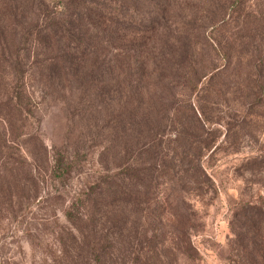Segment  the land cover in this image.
Returning a JSON list of instances; mask_svg holds the SVG:
<instances>
[{"label": "rangeland", "instance_id": "1", "mask_svg": "<svg viewBox=\"0 0 264 264\" xmlns=\"http://www.w3.org/2000/svg\"><path fill=\"white\" fill-rule=\"evenodd\" d=\"M138 3L143 7L138 16L143 17L152 1ZM166 3L170 16L161 24L144 30L119 29L109 37V52L118 57L113 60L111 55L105 70L97 69L93 74L101 78L108 74L121 76L128 61L149 60L151 73L145 75L144 83L152 84H143V96L155 97V106L171 100L176 104L172 106L192 108L205 119L201 133L192 131L194 134L188 135L192 140L189 154L197 152V146H204L198 160L204 174L198 175L195 161H180L177 167L173 166V153L182 146L181 139L176 138L177 133H182V128L175 132L177 121L188 124L191 120L185 112L170 114V109L165 118L167 113L160 107L151 110L159 126L151 142L145 151L128 148L123 153L127 147L120 146L119 151L117 138L106 124L121 101L132 103L126 90L110 92L106 99L94 97L89 108L84 109L86 103H82L83 113L77 114L73 88L71 91L55 87L50 100L40 101L38 90L28 84L34 102L32 113L27 114L20 130L15 120V129L9 133L15 141L0 145V264L255 262L254 247L232 239L234 232L254 227L258 217L246 212L250 221L241 223L237 219L242 208L264 212V101L251 103L256 100L254 93L244 95L248 90L257 92L256 84L261 82L254 73L256 59L249 44L258 43L259 33L245 32L233 22L215 32L217 38L221 34L232 41H239V36L245 38L243 49L232 59L221 94L203 92L205 96L200 99L187 83H181L186 82L187 75L196 76L200 77L196 83L199 87L204 81L202 74L219 64L212 28L223 15L222 10L212 5L205 7V0ZM257 3L264 12V3ZM184 19L195 23L180 29L176 23L180 25ZM154 59L163 68L154 69ZM183 73L185 78L180 75ZM210 87L218 86L212 83ZM110 138L114 140L108 141ZM55 149L73 157V167L65 178L55 177L50 171ZM128 153V161L135 159L137 167L154 163L157 168L169 170L170 178L152 176L150 182L137 181V186L143 188L157 185V196L163 203L167 200L162 210H133L129 205L122 210L120 205L116 210H86L84 201L76 198L78 193L88 190V185L105 173L104 168L118 171ZM71 202L77 210H65ZM242 252H246L245 256Z\"/></svg>", "mask_w": 264, "mask_h": 264}, {"label": "trees", "instance_id": "2", "mask_svg": "<svg viewBox=\"0 0 264 264\" xmlns=\"http://www.w3.org/2000/svg\"><path fill=\"white\" fill-rule=\"evenodd\" d=\"M139 1L144 3L147 0H0L1 146L15 141L14 138L9 137V133L15 129V120L18 121L19 124L16 127L20 130L27 114L32 113L34 102L27 89L28 84L38 90L40 101L50 100L55 87H60V90L67 87L71 91L73 88L76 95L74 103L77 114L83 113L80 107L82 103H86L84 109H88L92 98L106 99L110 92H117L118 89L121 93L123 89L131 94L132 103L121 101V105L115 112L110 113L112 118L106 124L110 134L117 138L118 148L127 147L124 151L122 150L123 153L127 152L128 148L136 152L145 151V147L151 142L152 134L159 129L157 119L151 116V110L163 109L167 113L165 118H168L171 110L170 114L176 112L183 115L185 112L186 118L191 120L193 118V124L191 120L188 124L177 121L175 132L182 128V133H177L176 138L181 139L182 146L173 153L175 162L173 166L177 167L180 161V164L195 161L198 175L204 174L198 161L204 146H197V152L189 154L192 140L188 135L194 134L192 131H196V134L201 133L205 119L201 116L199 118L192 108L172 106L176 104H172L171 100L169 103L160 101L159 106L158 104L155 106V97L143 96L146 89L144 85L148 87L150 83H144L145 75L151 73L149 60L142 58L127 60L125 73L128 76L125 75L123 78L120 77L125 73L121 76L108 74L104 78L93 74L97 69L105 70L111 55L113 60L118 57V54L109 52L111 40L109 37L115 36L113 34L117 30L151 29L170 16L166 0H148L152 1V4L147 5V14L142 17L139 9L143 7L138 3ZM257 1L264 3V0H205V7L212 5L221 9L223 13L212 28L214 36L216 31L225 29L231 22L245 32L256 30L257 34L259 33L258 43L250 41L249 44L256 59V62L253 61L256 66L254 73L260 77L261 82L256 84L257 92L248 90L244 95L248 97L254 93L256 100L249 102L263 104L264 89L261 93L259 87L261 90L264 85V12L259 9ZM253 2H256V6H253ZM194 23L195 20L184 19L180 25L178 23L176 25L184 29L187 25ZM254 35L251 37L253 41ZM238 39L239 41H232L222 34L219 38L215 36L213 48L219 64H216L210 72L202 74L204 81L199 87L196 83L200 77L191 78L187 75L185 78L184 73L180 75L186 82L181 84L187 83L200 95V99L205 96L203 92L220 95L221 85L225 81L229 67L233 64L232 59L239 56L243 49L245 38L239 36ZM211 40H213L212 37ZM151 63L154 69L163 68L161 64L158 65L159 62H155V59ZM186 65L189 64L186 63ZM190 66L191 64L188 67ZM249 74L250 72L247 75ZM158 78L160 80V77ZM214 82L217 88L210 87L212 83L215 85ZM247 88L252 89L249 86ZM99 89L102 90L99 91ZM199 113L201 114L200 111ZM184 130L187 131V135ZM111 140L114 139L110 138L108 141ZM118 150L117 152L121 151V148ZM194 154L198 155L197 159L196 156L194 158ZM128 155L130 154L124 156L120 162L118 171L110 172L108 168H104L105 173L90 183L88 190H81V193H78L80 195L76 198L80 202L84 201L86 210H116L119 205V210H122L124 205H129L133 210H150L154 207L162 210L167 200L163 203V199L157 196L159 191V189L156 190L157 185L143 188L137 186V181L150 182L152 176L170 178L171 174L167 173L169 170H165L164 167L157 168L154 163L150 167H137L135 159L128 161L130 159ZM160 155L163 156L162 153ZM73 161V157L64 151L55 149L52 152L50 165L52 175L65 178L73 167ZM185 167L186 165L181 169L184 171ZM171 173H174V170L171 169ZM242 209L237 219L242 220L241 223L250 221L246 212L256 213L258 217L256 216L254 227H244L234 232L232 240L243 246L249 242L254 247L252 253L256 259L249 264H264L262 226L264 212L257 208L253 211ZM65 210H77V208L74 202H71ZM243 239H245L244 243ZM245 254L246 252H242L243 256ZM257 256L260 258L257 259Z\"/></svg>", "mask_w": 264, "mask_h": 264}]
</instances>
